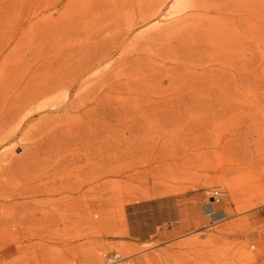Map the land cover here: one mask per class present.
<instances>
[{
	"label": "rangeland",
	"instance_id": "obj_1",
	"mask_svg": "<svg viewBox=\"0 0 264 264\" xmlns=\"http://www.w3.org/2000/svg\"><path fill=\"white\" fill-rule=\"evenodd\" d=\"M245 1L227 20L241 14L247 34L259 38L264 0ZM132 7L124 3L122 15ZM80 10L78 0H0V63L27 73L53 49L86 60L95 29ZM177 16L187 15L170 19ZM257 43L248 65H220L234 79L213 83L204 68L217 61L178 68L139 59L115 64L92 94L112 71L108 63L81 86L40 97L61 121L1 128L21 141L0 142V264H105L115 251L124 257L116 264H264V50L260 56ZM195 192L204 203L220 196L215 205L223 209L149 225V200Z\"/></svg>",
	"mask_w": 264,
	"mask_h": 264
},
{
	"label": "bare ground",
	"instance_id": "obj_2",
	"mask_svg": "<svg viewBox=\"0 0 264 264\" xmlns=\"http://www.w3.org/2000/svg\"><path fill=\"white\" fill-rule=\"evenodd\" d=\"M127 2H131L133 7L131 10H127L123 16L122 8ZM244 2L246 1L78 0L81 15L91 17L90 21L86 20L85 22H90V27L95 29L88 47L90 52L88 58L74 60V54L69 53L66 49H53L48 51L45 59L38 63L36 68H31L29 72L23 74L19 69L16 72L8 71L7 63H0V104L3 108L0 113V129L14 121L22 126L32 125L39 128L50 127L55 122L61 121L53 116L58 111L47 109L46 103H39L40 97L48 93H59L63 89L69 91L76 86H81L90 79L92 72L108 63H111L112 71L103 74L101 80L98 81L97 87L99 88L92 89V94L100 89L99 82L102 83L101 86L106 85V79L111 78V75L115 73V64L122 66L133 62L136 65L135 62L139 59L146 61L145 64L153 65L156 63V58H162V63L175 62L178 68L182 67L181 64L189 63L195 59L201 62L217 61V63H213L214 65L211 64L209 67L206 65L204 68L213 83L234 79L233 72L223 70L224 68L220 69L221 64L226 61L229 64L235 60L244 66L251 63L256 57H254L253 47V43H257L254 42L256 40L258 43L257 46L255 44V48L261 53L260 56L263 55L264 50V34L259 35V38H252L247 34V30L241 25L244 22L241 14L237 15L236 21L227 20L229 18L228 11L238 10L240 6L246 7L247 4ZM207 7L212 8L213 16H208V11H205ZM259 11L264 13V6L261 5ZM176 13L187 16L184 20H180V16L170 19V16ZM248 14L247 12V17ZM252 14L254 13L252 12ZM194 16L199 17V25L192 26L193 23H187ZM148 25L150 26L148 27ZM109 30L112 31L111 34H106ZM114 52H117L119 56L111 61ZM136 52L139 54H135ZM65 55L67 58H64ZM45 66L50 68L43 74L41 70ZM245 76L248 77L249 74L246 73ZM121 83L122 81L117 79L115 85ZM111 86L112 84L107 85L103 91L109 93ZM87 91H90V88ZM57 104V101L52 103L54 106ZM28 127L30 128V126ZM36 130L38 129L36 128ZM17 136V132L13 135L0 133V142H14L19 139ZM51 137H55V134L47 135V141H41V145L44 146V142L50 145ZM8 161H10L9 158ZM196 239L199 238L196 237Z\"/></svg>",
	"mask_w": 264,
	"mask_h": 264
},
{
	"label": "crops",
	"instance_id": "obj_3",
	"mask_svg": "<svg viewBox=\"0 0 264 264\" xmlns=\"http://www.w3.org/2000/svg\"><path fill=\"white\" fill-rule=\"evenodd\" d=\"M208 198L210 197L208 196ZM220 198V196L210 198L207 203H204L200 193L195 192L182 195H164L151 199L147 202L149 225L151 227H160L172 221L176 222L190 216L193 217V215L196 213L200 214V212L211 216L208 208L212 211L214 209H223L215 205ZM224 210L226 211V209Z\"/></svg>",
	"mask_w": 264,
	"mask_h": 264
},
{
	"label": "built area",
	"instance_id": "obj_4",
	"mask_svg": "<svg viewBox=\"0 0 264 264\" xmlns=\"http://www.w3.org/2000/svg\"><path fill=\"white\" fill-rule=\"evenodd\" d=\"M123 259V256L120 252H113L112 254L108 255L105 261V264H116Z\"/></svg>",
	"mask_w": 264,
	"mask_h": 264
}]
</instances>
